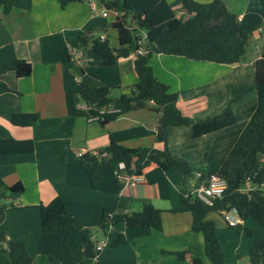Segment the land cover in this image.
<instances>
[{"label": "crops", "instance_id": "obj_1", "mask_svg": "<svg viewBox=\"0 0 264 264\" xmlns=\"http://www.w3.org/2000/svg\"><path fill=\"white\" fill-rule=\"evenodd\" d=\"M88 1L69 3L62 9L58 0H14L7 14L0 9V71L6 62L17 59L31 66L26 76L14 70L0 73V135L34 142L31 153L0 156L2 180L7 185L21 182L24 187L13 206L5 211L0 228L8 239L24 241L31 264H48L59 234L42 232L38 206L59 196L67 211L90 230L95 243L105 242L88 264H194L196 260L209 264L203 234L191 229V213L173 211L181 201L180 175L175 169L162 170L149 164L133 185H124L111 170L101 169L102 180L94 187L81 165L80 154L96 152L108 145L110 138L130 148L160 147L155 137L158 115L149 107L122 114L105 125L73 113L74 107L85 106L71 94L82 77L92 87L108 84L112 98L130 95L137 82L134 53L106 66L95 65L87 56L82 60H62L61 49L75 48L78 36L88 29L118 47L117 31L111 27L115 15L91 14ZM221 1L239 19L257 26L250 41L259 40L262 44L264 0ZM255 45L247 44L244 57L235 64L200 62L167 54H153L150 58L153 74L169 85L170 91L178 92L177 105L188 116L205 118L220 113L241 94L230 103L237 121L227 129L193 138L189 126L170 128L168 147L187 158L196 171L190 183L197 180V174L217 173L211 169L210 156L222 164L226 150H230L255 108L253 62L260 55ZM32 112L39 115L32 125L10 122L12 113ZM143 203L161 210L160 230L127 227L122 222L100 226L104 210L137 211ZM232 215L238 218L237 226H220L224 225L220 213L210 212L206 218L215 222L225 263L248 264V250L254 241L264 239V228L241 220L235 212ZM242 221L245 226H241ZM245 228L251 234H246ZM118 233L125 240L113 245ZM82 240L79 231L67 235L69 246ZM177 253L183 257L180 259ZM6 260V254L0 252V264H6Z\"/></svg>", "mask_w": 264, "mask_h": 264}, {"label": "trees", "instance_id": "obj_2", "mask_svg": "<svg viewBox=\"0 0 264 264\" xmlns=\"http://www.w3.org/2000/svg\"><path fill=\"white\" fill-rule=\"evenodd\" d=\"M86 0H58L60 8L69 3ZM117 15L111 27L117 31L118 47L110 45L107 38L101 40L94 30L88 29L78 36L76 49H81L92 63L99 66L112 65L121 57L135 54L133 68L137 82L130 95L121 94L117 98L109 96L110 86L103 83L97 87L89 85L82 77L79 87L71 92L85 104L84 108H73L76 116L95 118L105 125L118 116L130 111L149 107L158 115L156 141L160 147L130 148L110 138L108 145L95 153L80 155L82 167L89 175L92 186L100 184L101 169L112 172L123 162L124 171L141 174L149 164H156L162 170L175 169L180 175V205L173 211L191 213V229L201 232L204 239V254L209 264H226L222 247L217 236L215 222L206 218L210 212L232 210L241 220L252 219L264 228V35L263 49L253 62L255 73L256 105L237 139L230 148L217 173L226 181L223 195L211 205H206L189 193L190 180L194 169L190 161L173 153L168 147L170 128L189 126L191 136L198 138L227 129L234 125L237 116L230 106V100L220 113L197 118L184 114L177 105L178 92L170 91L169 85L159 81L153 74L150 58L153 54L176 55L200 62L235 64L242 60L247 44L257 26L239 19L229 11L221 0L198 2L195 0H97ZM14 0H0V9L7 14ZM181 11L179 16L176 15ZM140 30L144 31V36ZM143 38V53L137 52L138 40ZM62 60L72 59L70 51L61 49ZM14 70L26 76L31 72L25 60L6 62L0 73ZM95 78L100 76L93 73ZM150 103V104H149ZM149 105V106H148ZM39 115L32 113H12L10 122L14 125L29 126L37 121ZM34 142L31 139H15L0 135V156L31 153ZM206 175H202L204 178ZM250 188L244 189L246 182ZM24 190L21 182L7 185L0 177V225L5 211L13 206V200ZM42 232L58 233L59 240L48 257V264H88L99 253L95 248L90 230L72 216L65 201L54 197L47 204H39ZM108 214H111L109 216ZM122 222L127 227L140 226L146 229L162 228L161 210L151 203H143L137 211L123 212L106 209L101 227ZM251 234L249 229H244ZM79 231L83 240L80 244L69 246L67 235ZM125 240L117 234L112 244ZM0 252L5 253L6 264H31L32 257L22 240H10L6 231L0 228ZM180 259L182 253L176 254ZM264 239L252 243L248 250V264H263ZM194 264H201L196 260Z\"/></svg>", "mask_w": 264, "mask_h": 264}, {"label": "built area", "instance_id": "obj_3", "mask_svg": "<svg viewBox=\"0 0 264 264\" xmlns=\"http://www.w3.org/2000/svg\"><path fill=\"white\" fill-rule=\"evenodd\" d=\"M88 3L91 14L100 13L102 16H107L108 13H113L115 16L117 15V12L115 10L107 9L97 0H89ZM180 14L181 11H178L176 13L177 16H179ZM139 32H141L144 36V31L140 30ZM100 39L103 40L105 39V37L103 35H100ZM143 42V38L138 40V44L140 45V47L137 49V52L140 54L143 53V48L141 47ZM69 51L72 58L75 60H82L86 56V54L81 49L73 48L69 49ZM124 167V163L121 162L118 165V169L113 172L114 177L118 182L124 185H133L141 179V174L127 173L126 171H124ZM225 188L226 181L218 173H211L204 178L202 177V175L197 174V180H193L190 183V189L188 191L189 193L187 194L195 196L199 201L206 205H211L217 198H220L223 195ZM249 188L250 184L247 181L244 189ZM232 212V210L223 209L220 211V214L222 215L228 226H237L239 224L238 218L232 215ZM108 215L111 216V214ZM104 245L105 242L96 243L95 248L96 250L100 251Z\"/></svg>", "mask_w": 264, "mask_h": 264}, {"label": "rangeland", "instance_id": "obj_4", "mask_svg": "<svg viewBox=\"0 0 264 264\" xmlns=\"http://www.w3.org/2000/svg\"><path fill=\"white\" fill-rule=\"evenodd\" d=\"M112 17V15H110L109 16V18H111ZM111 43V42H110ZM248 44L251 46H254L255 44V48L257 47L258 48V51L255 49V51H257L258 53H261V51H262V49H263V46H262V44H261V41H257V43H254V41L252 42V41H250V42H248ZM248 91V90H247ZM228 152H229V150H226V157H227V155H228ZM212 156V155H211ZM210 156V159H209V163H210V165H211V169H213V171H216L217 172V170H215V169H219V165H221L220 164V162H218V161H216V160H214L213 159V157H211ZM200 162L202 161V157H200V160H199ZM195 170H194V175H195ZM215 173V172H214ZM193 175V176H194ZM232 214H233V212H232ZM222 221L224 222L223 224L224 225H220V226H228V225H226V223H225V221L223 220V218H222ZM247 222H249L250 224H253V226H261V225H259L258 223H256L255 221H253L252 219H247ZM241 226H245V221H242V223H241ZM262 227V226H261ZM260 227V228H261ZM234 230H236L237 228L235 227V228H233ZM239 230V229H238ZM243 231H245L244 229H243ZM98 238L99 239H101V233H100V231H98ZM226 244V242L224 241V245ZM225 247V246H224Z\"/></svg>", "mask_w": 264, "mask_h": 264}]
</instances>
